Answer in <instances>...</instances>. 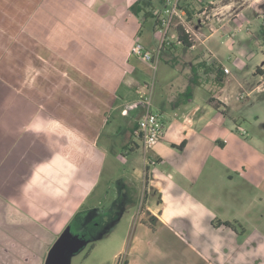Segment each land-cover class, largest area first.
I'll return each instance as SVG.
<instances>
[{
  "label": "crops",
  "instance_id": "0c3cea01",
  "mask_svg": "<svg viewBox=\"0 0 264 264\" xmlns=\"http://www.w3.org/2000/svg\"><path fill=\"white\" fill-rule=\"evenodd\" d=\"M142 1H14V5L22 9L19 15V19L22 16L20 30L14 43L19 39L29 40L31 51L28 53L34 54L29 59L32 61L24 68L26 79H22L24 83L21 82L20 87H34L35 94L13 96V103H29V109L15 112L14 105H9L8 110L4 108L1 112L3 128L9 134L2 133L3 167L9 166L15 172L9 176L8 185L0 184V191H4L9 201L26 198L28 193L36 195L37 192L43 204L35 212L40 216L39 222L45 219L50 222H68L79 206L78 201H74L75 207L70 214L71 200L76 199L73 198L74 193L92 190L97 182L94 180L95 173L90 175L87 183L83 181L82 185L81 182V176L87 168L84 162L97 147V136L90 135L95 131L99 134L108 127L114 111H120L123 126L127 130L126 142L133 143L131 149L125 147L126 154L140 149L142 144L136 133L138 122L148 108L147 98L151 100L150 109L162 114L165 123L164 137L152 149L150 158L156 160L154 163H168L175 173V177L171 174L169 177L177 189H182L183 193H193L195 197L211 194L212 191L207 188L212 181L203 175L205 168L210 167L215 173L218 168H222L228 183L236 184L241 190L253 187L264 192V142L255 140L258 147L253 152L244 150L246 154L242 153L245 138L239 132L240 125L229 115V97L224 95L227 77L232 71L222 61L213 44L215 37L224 36L226 33L223 31L240 18L254 17L252 13H256L255 8L260 7L261 0H244L239 9L236 8L238 0L222 4V0H208L215 5L210 28L202 31V26H195L198 40L193 41L191 49L181 48L174 43V38L171 40L173 45H164V33L153 18V11L163 7V0H146V5L137 13L143 22L140 17V20L135 18L130 8ZM192 1L196 2L187 0L188 4ZM256 17L260 19L263 15L257 14ZM149 19L153 23L146 27ZM195 19L196 14L189 20ZM260 27H264V20ZM169 34L173 37V32ZM137 42H142L154 56L149 64L143 60L147 64L143 71L148 73V68H154L160 73V79L154 85L145 83V92L150 90V96L144 93L138 101L133 95L140 92L143 74L138 72V67L132 62V50ZM228 42L231 43V39ZM232 46L235 44L232 43ZM239 52L250 60L257 57L246 47L239 49ZM260 57L254 65L253 74L263 79L264 51ZM170 66L176 70L175 73L168 72ZM219 66L230 71L229 74L224 73L221 86L215 79V71ZM32 68L43 70L42 78L35 77L29 81L28 72ZM196 68L197 71L194 70ZM189 88L193 89V94L187 96ZM211 99L215 101L212 103ZM32 119L38 121L39 125L35 126L34 131H31ZM30 132L34 136L43 135L40 137L45 140L44 145L48 142L45 149L33 156L27 155L28 158L23 162L19 156L11 158V152H16V147ZM39 143L36 144L39 146ZM230 148L236 149V152L224 158ZM149 166H145L147 175L146 171L143 173V176L146 175L147 188L151 172ZM141 172L134 170V174L139 175ZM5 179L7 177L3 175L0 182ZM184 183L185 187L181 188ZM188 185L193 188H188ZM0 201L4 205L1 210L4 217L10 215L12 209V214L19 218L17 224L1 218L0 264H42L44 255L35 249L40 245L39 236L28 238V235L23 234L26 226H29L26 221L21 222L26 207L16 209L17 206L12 205L11 201H8V206L5 200L4 204L1 198ZM64 214L66 218H63ZM37 227L44 230L41 225ZM45 227L48 229L49 225Z\"/></svg>",
  "mask_w": 264,
  "mask_h": 264
},
{
  "label": "rangeland",
  "instance_id": "374dc122",
  "mask_svg": "<svg viewBox=\"0 0 264 264\" xmlns=\"http://www.w3.org/2000/svg\"><path fill=\"white\" fill-rule=\"evenodd\" d=\"M14 1L10 0L12 3L9 4V0H0V178L3 179V175L7 177L0 182L1 185H8L11 179L9 176L15 172L9 166L3 167L2 133L9 134L3 128L1 112L9 105H14L15 112L29 109V103H13V96L35 94L34 87H20L24 83L22 79H26L24 68L32 61L29 59L34 54L28 53L31 51L29 40L19 39L14 43V38L20 30L19 22L22 20V16L19 19L22 9H18ZM226 1L231 0H222L220 3ZM238 2L237 9L244 4V0ZM182 3L193 11L192 15L200 14L207 8L205 15L196 16L189 24L191 32L196 31L197 24L202 26V31L209 30L214 3L211 4L208 0L192 1L189 4L187 0H182ZM259 6L255 8L256 13H252L254 17L240 18L223 31L226 33L224 36L213 39L222 61L232 71L227 77L224 95L229 97V115L240 125L239 132L245 138L243 154H246L245 151L253 152L255 147H258L255 140L264 142V78L253 74L254 65L264 51V34L260 27L264 20V0L260 1ZM158 7L161 8V5ZM257 14H262L263 17L256 19ZM135 15L138 20H143L140 15ZM200 18L202 22H199ZM147 23L146 27L152 24L153 20L149 19ZM28 29L30 30V27ZM230 39L231 43L228 42ZM195 40H198L196 33L193 36V41ZM232 43L235 44L234 47ZM9 45L12 47L9 48ZM242 47L253 51L257 57L250 60L241 56L239 49ZM133 56L132 62L138 67V72L143 74L140 92L133 95L138 101L144 93L150 96V90L145 92V83L154 85L157 79H160V73L154 68H148V73H145L143 69L147 64L140 57ZM173 69L169 68L168 72L175 73L176 70ZM262 71L264 72L263 69ZM43 73L41 69L37 71L32 68L28 72V80L42 78ZM48 73L50 74V71ZM256 73L262 74L257 71ZM203 94L206 95V91L203 90ZM111 116L108 127L102 129L99 134L95 131L90 135L97 136V147L94 150L96 153L87 159L88 162H84V167L87 164V168L85 167V173L81 176V182L82 185L83 181L87 183L93 173L97 182L90 192L83 190L84 192L79 194L74 193L76 197L73 198L76 199H72L71 203L74 205V201H78L79 206L68 222H50L47 219L39 222L40 216L35 212L40 204H43L37 192L36 195L28 193L27 199H15L18 204L10 200L12 205L17 206L16 209L26 207V214L21 218V222L26 221L29 226H26V232L23 231V234L28 235V238L39 236L40 245L35 249L44 255L42 264H46L51 248L77 215L79 222L74 231L86 232L88 241L80 252L70 256V264H264V192L253 187L241 190L236 184L228 183L222 168H218L215 173L213 169L205 166L203 175L212 181L207 188L212 193L196 197L193 193H183L182 189L173 185V179H170L169 175L175 177V173L168 163H149L152 154L145 155L142 145L139 150L126 154L125 147L131 149L133 143L126 142L127 130L123 126L120 111H114ZM32 120L31 131H34L35 126L39 125L38 121ZM120 124L122 127H119ZM31 133H27L25 144L24 141L21 142V145L16 147V152H11V158L19 156L23 162L27 155L33 156L34 153L45 149L48 142L44 145L45 140L40 137L43 135L34 136ZM233 152L235 153L236 149L230 148L223 157H230ZM86 153L89 156V153ZM102 156L104 160H101ZM153 161L156 162L154 158ZM146 164L150 165L151 171L148 188L145 181ZM135 169L142 171L141 174H134ZM145 171L146 175L143 176ZM184 187L185 183L181 188ZM190 187L193 188L188 185V188ZM0 198L2 203L4 204L5 200V205L8 206L9 200L4 191H0ZM71 203L70 214L75 207ZM3 206L0 204V219L4 217L1 211ZM11 212L14 211L11 209ZM12 213L4 218L17 224L19 218ZM63 218H66V214ZM53 219L56 221L55 217ZM227 221L231 222V227L220 225V222ZM0 222H3L2 219ZM46 224L49 225L48 229ZM40 225L44 230L37 227Z\"/></svg>",
  "mask_w": 264,
  "mask_h": 264
},
{
  "label": "built area",
  "instance_id": "2783aa9c",
  "mask_svg": "<svg viewBox=\"0 0 264 264\" xmlns=\"http://www.w3.org/2000/svg\"><path fill=\"white\" fill-rule=\"evenodd\" d=\"M206 10L207 8L200 14H196V16L205 15ZM153 15L158 27L164 33V42L166 43L164 45H170L172 38L177 42V28L179 26L183 28L185 33L190 36L191 41H193V36L196 31L193 30L191 32V25L189 23H192V20L188 19V12L187 9L184 8L182 0H163V7L161 9H155ZM201 21L202 20L199 22ZM170 32H173V37H170ZM132 53L147 62L154 59V56L146 50L141 42H137L134 45ZM223 71L225 74L230 73L228 68H223ZM146 101L148 108L138 122L136 136L141 141L145 155H148L164 137L165 123L162 114L153 112L150 109L151 100L147 98ZM149 162L154 163L151 159Z\"/></svg>",
  "mask_w": 264,
  "mask_h": 264
},
{
  "label": "water",
  "instance_id": "95a60500",
  "mask_svg": "<svg viewBox=\"0 0 264 264\" xmlns=\"http://www.w3.org/2000/svg\"><path fill=\"white\" fill-rule=\"evenodd\" d=\"M88 238L80 236L69 225L51 248L46 264H70V256L80 252Z\"/></svg>",
  "mask_w": 264,
  "mask_h": 264
},
{
  "label": "trees",
  "instance_id": "16d2710c",
  "mask_svg": "<svg viewBox=\"0 0 264 264\" xmlns=\"http://www.w3.org/2000/svg\"><path fill=\"white\" fill-rule=\"evenodd\" d=\"M194 1H200V2H203L204 0H194ZM146 0H143L142 2L140 3H136L134 4L132 7H131V11L132 13L134 14H137L139 13V9L142 10V6L146 5ZM202 5H204V3H202ZM185 9H187V12H188V18L191 19L192 18V12L190 11V9L187 8V6H184ZM203 9V8H202ZM154 18V16H153ZM262 32L264 34V27H262ZM177 33H178V39H177V42L176 44L179 45L181 48L183 49H191L192 46H193V41H191L190 39V36L185 33V31L183 30V28L181 26H179L177 28ZM171 45H173V43H171ZM197 71V68L194 69ZM216 77L215 79L217 80L218 84L221 86L223 81H224V78H225V74L223 72V69L221 68V66L217 67L216 71ZM196 74V72H195ZM195 85H197L195 83ZM193 94V89L192 88H189L188 91H187V96L189 95H192ZM215 100L211 99V102L213 103ZM217 107V106H216ZM218 108V107H217ZM78 215L71 221V223L69 225L72 226V229H76L77 228V225H78ZM68 225V226H69ZM220 225H225L227 227H231L232 224L230 222H220ZM125 264H128L127 262H125Z\"/></svg>",
  "mask_w": 264,
  "mask_h": 264
},
{
  "label": "flooded vegetation",
  "instance_id": "af4514ba",
  "mask_svg": "<svg viewBox=\"0 0 264 264\" xmlns=\"http://www.w3.org/2000/svg\"><path fill=\"white\" fill-rule=\"evenodd\" d=\"M78 231V230H77ZM76 231V232H77ZM80 236H84L85 238H87V234H86V232H84V231H81V232H77Z\"/></svg>",
  "mask_w": 264,
  "mask_h": 264
}]
</instances>
